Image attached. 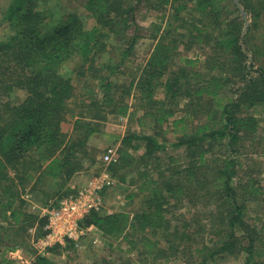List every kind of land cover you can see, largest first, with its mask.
<instances>
[{"label": "trees", "instance_id": "1", "mask_svg": "<svg viewBox=\"0 0 264 264\" xmlns=\"http://www.w3.org/2000/svg\"><path fill=\"white\" fill-rule=\"evenodd\" d=\"M238 2L249 19L243 36L234 0H84L91 27L76 12L54 20L37 0H12L4 16L9 33L0 39V264H12L7 253L22 247L30 227H44L45 219L34 225L30 205H45L52 190L94 166L89 141L110 118L137 122L138 130L117 138L109 171L135 188L127 199L139 204L131 213L93 210L82 228L141 243L138 255L146 259L134 264L173 256L176 264H209L217 256L264 264V225L246 218L263 190L242 172L247 142L255 145L264 122V65L254 69L247 56L260 60L249 41L264 29V0ZM144 8L159 14L149 25L154 45L129 74ZM180 45L205 49L206 58L180 57L176 65ZM75 56L76 84L60 74ZM15 90L24 93L19 102L9 99ZM256 109L259 118L249 113ZM31 194L34 201L24 198ZM180 209L194 221L177 224ZM36 262L52 264L42 255Z\"/></svg>", "mask_w": 264, "mask_h": 264}, {"label": "rangeland", "instance_id": "2", "mask_svg": "<svg viewBox=\"0 0 264 264\" xmlns=\"http://www.w3.org/2000/svg\"><path fill=\"white\" fill-rule=\"evenodd\" d=\"M11 2L12 0H0V39L6 37L9 33L7 24L4 20V16L6 15ZM37 3L42 10H45L46 12L48 11L49 13L51 12L52 15H54V20H57L60 17H64L68 13L76 12L83 19L87 27H91L93 25V20L90 19L89 15L83 8L84 0H37ZM157 16H159V14L156 11L145 8L141 9V11L138 13L137 18L141 22L143 31L135 46L134 53L129 60L130 62L125 65L126 72H128L129 74L132 72L133 68L144 63L153 48L154 41L153 39L149 38V35L151 33L149 25L150 23L159 21L157 19ZM162 25L165 27V23H163ZM180 32H183V30H180ZM183 41H185V39ZM249 43L251 45H256V47H258L260 51L259 62L253 60V56L250 54L252 60L250 64L253 63V68L255 69L261 64L264 65V29L255 31L251 35ZM112 47H114V44ZM177 56L178 57L175 62L176 65L179 64L180 57L195 58L199 56L203 61L206 58V50L198 49L197 47H192L189 50H184V46L180 45L179 53ZM109 57L110 53L103 54L100 58V62L106 61V59H108ZM80 59V57L75 56L60 70V74L62 76L71 77L73 79V83L75 84L77 80L82 79L77 75V72L81 65ZM230 88H232V86H229L228 89ZM159 94L160 93H158V95ZM23 97L24 93L22 91L15 90L10 94L9 99L11 102H19ZM2 98L3 102L8 100V98L5 96H2ZM249 113L257 116L258 118L261 116V112L257 109L251 110ZM140 114L141 112L139 110V112H137L136 114V117H138ZM168 125L169 123L165 124L163 126V129L167 128ZM127 129H132L135 131L138 130L137 122L135 120H114L113 118H110L109 121L101 125L100 132L102 134L92 137L89 141V145L91 146L92 151L97 153L96 163L88 170L81 172L83 173V177L81 178L83 180H80V182L76 184V187L73 188L79 189L81 186L87 183L92 175H96L101 172L100 157L102 153L107 147L111 145H117V138L122 136L124 132L127 131ZM150 131L151 130H148V132ZM257 137L258 139L255 140L254 146L250 145L251 142H247L248 145L244 150V158L242 159V172H250L252 176H256L259 180V186L263 190V195L259 197V200L256 203L249 205L246 216L251 224H257L258 226H261L264 225V122H262L260 125ZM166 138L167 140L172 141L170 130L166 135ZM260 138H263L262 142L260 141ZM174 151V148H168V152L172 153ZM140 152H142V150H140L139 153ZM177 152L178 150L175 153ZM106 174L113 181V184L105 188L101 192V211L108 214L117 212H133L139 204V198L136 197L134 199H127V195L130 193H134L135 188L128 185L127 183L123 184L115 180L109 170ZM44 186L49 187V184L45 183ZM52 189L53 187L50 188V191ZM69 191H71V189ZM34 195L35 194H31L30 197L24 195V198L28 201L30 199L34 201ZM55 196L51 198L52 201H50L51 199L44 198L43 200L46 201H44L45 205L40 206H42L44 209L45 206L49 207L50 205L56 204L62 194H60L57 198H55ZM38 199H40V195ZM43 209L36 207L35 204L30 205L29 210L36 217L34 225L36 223L40 225L39 223L41 222V219H45V212L43 211ZM177 213L183 216L181 217L182 219L179 222H176L179 225H181L183 222H189V220L194 221V216H192V212H188V209H180V211H177ZM10 235L11 231L9 230L3 232V237H5L4 241L7 245H11ZM22 236L24 237L22 247L17 248L20 250V256L23 261L27 262L28 264H36L37 254L41 249L38 241H40L43 237V228H36V226H32L29 228V230L23 233ZM142 246L143 245L141 243L133 247L132 245L128 244L127 241H111L102 237L96 230H90L86 231L83 237L77 243H74L72 247L66 244L64 247H56L53 249H49L46 252L44 251L43 253L45 254L44 257L47 258L52 264H104L105 262H109L111 264H120L127 261V259H130L134 264L139 260L143 261V259H146L145 256L138 255ZM161 247H165V244L161 245ZM147 260L148 264L177 263V260L174 256L163 259L159 258V260L156 261H151L150 258ZM242 262L243 256H240L238 259L217 256L214 257V262L209 264H242Z\"/></svg>", "mask_w": 264, "mask_h": 264}, {"label": "built area", "instance_id": "3", "mask_svg": "<svg viewBox=\"0 0 264 264\" xmlns=\"http://www.w3.org/2000/svg\"><path fill=\"white\" fill-rule=\"evenodd\" d=\"M116 146L107 147L100 157L101 172L92 175L79 189L72 188L59 201L44 210L45 224L43 237L39 242L38 255L44 256V251L56 247H64L67 241L77 243L86 231L92 227L82 228L81 222L93 210L102 209L101 192L113 184L106 174L110 165L117 162ZM12 264H28L20 256V250L15 249L7 253Z\"/></svg>", "mask_w": 264, "mask_h": 264}, {"label": "crops", "instance_id": "4", "mask_svg": "<svg viewBox=\"0 0 264 264\" xmlns=\"http://www.w3.org/2000/svg\"><path fill=\"white\" fill-rule=\"evenodd\" d=\"M83 177V173H78V174H76L68 183H66L65 184V186L62 188L61 187V189H59L58 187L55 189V190H52L51 191V196L52 197H54L55 195V198H57L60 194H64L63 192H64V190L65 191H68V190H70V189H72L73 187H76V184L77 183H79L80 182V180L82 181L83 179H81ZM79 185V184H78ZM65 188V189H64ZM51 197V198H52ZM51 198H49V199H51ZM61 198V197H60ZM59 198V199H60ZM54 199V198H53ZM50 201H52V199L50 200ZM46 202V201H45ZM36 207H38V208H40V209H43V207L42 206H40V205H35ZM46 209V206L44 207V209H43V211Z\"/></svg>", "mask_w": 264, "mask_h": 264}, {"label": "water", "instance_id": "5", "mask_svg": "<svg viewBox=\"0 0 264 264\" xmlns=\"http://www.w3.org/2000/svg\"><path fill=\"white\" fill-rule=\"evenodd\" d=\"M234 3H235V5H236L237 9L239 10L240 15H241L243 21L245 22V26H244V28H243V33H242V35H241V36H243L244 33H245V31H246V26H247V24H248V20H247L246 14L243 12V9H242L241 5H240L239 2H238V0H234ZM247 56H248V60H249L248 65H250V63H251V61H252V60H251V56H250V54H247Z\"/></svg>", "mask_w": 264, "mask_h": 264}]
</instances>
